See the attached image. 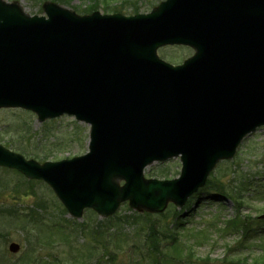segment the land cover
<instances>
[{"label": "water", "instance_id": "1", "mask_svg": "<svg viewBox=\"0 0 264 264\" xmlns=\"http://www.w3.org/2000/svg\"><path fill=\"white\" fill-rule=\"evenodd\" d=\"M21 9L0 0V106L31 108L40 119L75 114L92 125L90 151L41 165L0 145V164L45 179L76 218L86 207L111 215L125 200L149 211L181 206L217 160L264 124V76L256 83L264 73V0H168L145 21L77 18L55 4L46 5L47 20ZM166 43L197 53L173 67L156 56ZM243 62L259 72L235 105L229 96ZM178 155L180 177L144 178L148 164Z\"/></svg>", "mask_w": 264, "mask_h": 264}, {"label": "rangeland", "instance_id": "2", "mask_svg": "<svg viewBox=\"0 0 264 264\" xmlns=\"http://www.w3.org/2000/svg\"><path fill=\"white\" fill-rule=\"evenodd\" d=\"M5 1L19 4L27 14L43 15L47 1H56L79 14L98 7L103 11L119 10L128 14L134 8H139L140 12L150 11L162 0H106L110 4H103L100 0ZM193 52L185 45H163L158 56L175 65L181 64ZM89 132L90 126L74 116L40 121L31 111L0 109V143L40 163L84 154L89 149ZM179 159L155 162L145 169V176L148 179L175 178L181 172ZM213 169L209 179L213 180L212 185L220 183L221 187L212 189L205 185L180 209L169 203L165 211L147 214L131 208L128 202L120 204L112 215L118 217L117 223L112 222V234H97L96 238L101 241L97 242L89 231L81 227L103 217L86 209L80 219L72 218L67 209L63 210V204L46 182L25 178L14 169L1 167L0 204L15 205L18 214L0 215V264H7V261L22 264L30 251L40 258V264H154L153 258H149L151 242L146 240V224L149 222L158 227L162 223L168 225L179 236L176 246L180 245L182 252L176 254L174 260L167 257L164 264H182L184 254H187L184 264L188 261H194V264H229L227 262L231 258H245L248 264H255V258L264 256V220L256 219L264 213V127L244 139L233 159L221 160ZM23 181L31 184L30 190L18 185ZM241 197V205H236L235 201ZM40 204H45V207ZM32 212L38 214L37 221L27 216ZM175 213L180 216L176 218ZM236 216L245 218L249 228L253 227L252 233L248 236L244 233V237L241 229L229 224ZM126 218L128 221L124 220ZM50 226L57 231L50 230ZM46 240L50 244H45ZM103 240L110 243L105 250L102 248ZM13 241L21 246L18 253L9 251V244ZM86 244H90L89 249L95 254L79 261L78 246L82 248ZM170 244L171 241L165 240L158 246L167 245L165 250H169ZM184 247L187 249L183 251ZM109 249L110 256L107 255Z\"/></svg>", "mask_w": 264, "mask_h": 264}, {"label": "trees", "instance_id": "3", "mask_svg": "<svg viewBox=\"0 0 264 264\" xmlns=\"http://www.w3.org/2000/svg\"><path fill=\"white\" fill-rule=\"evenodd\" d=\"M209 183H211V181ZM135 218H137V217H135ZM99 226H101V225H99ZM148 227H149V230H150L148 238L152 239V241L155 240V239L157 241L158 236L155 235L156 233L154 232V224L148 225ZM254 262H255V264H259L260 262L264 263V256H258V258H255ZM238 263H240V262H238ZM242 264H245V263H242Z\"/></svg>", "mask_w": 264, "mask_h": 264}]
</instances>
